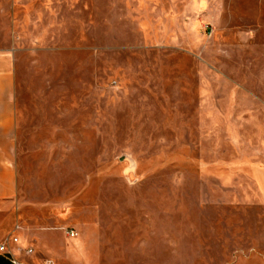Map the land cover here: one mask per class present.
<instances>
[{"label":"rangeland","instance_id":"1","mask_svg":"<svg viewBox=\"0 0 264 264\" xmlns=\"http://www.w3.org/2000/svg\"><path fill=\"white\" fill-rule=\"evenodd\" d=\"M0 50L34 255L264 264V0H0Z\"/></svg>","mask_w":264,"mask_h":264},{"label":"crops","instance_id":"2","mask_svg":"<svg viewBox=\"0 0 264 264\" xmlns=\"http://www.w3.org/2000/svg\"><path fill=\"white\" fill-rule=\"evenodd\" d=\"M16 111L15 76L12 57L0 50V243L9 235L16 234L21 245L30 244L21 234L22 226L17 220L20 208L18 173L16 164ZM252 178L256 185L259 202L264 205V163L252 167ZM16 225L19 227L16 228ZM45 238V234H44ZM11 244L14 249L15 245ZM80 246L81 242H77ZM33 246V245H32ZM49 247V245H47ZM68 252L67 260L71 254ZM35 254V253H34ZM40 256L20 258L21 264L38 261ZM0 264H12L7 254L0 252ZM78 264H83L78 261Z\"/></svg>","mask_w":264,"mask_h":264},{"label":"built area","instance_id":"3","mask_svg":"<svg viewBox=\"0 0 264 264\" xmlns=\"http://www.w3.org/2000/svg\"><path fill=\"white\" fill-rule=\"evenodd\" d=\"M19 226L16 225V228ZM66 233L69 237H75L77 232L70 228L66 230ZM15 245V248H11V244ZM0 252L7 254L9 261L12 264H21L20 258L24 256H32L35 253L34 247L32 245H21L19 242V237L12 233L9 234L1 243H0ZM30 264H57L53 259L43 257L38 261H33Z\"/></svg>","mask_w":264,"mask_h":264}]
</instances>
